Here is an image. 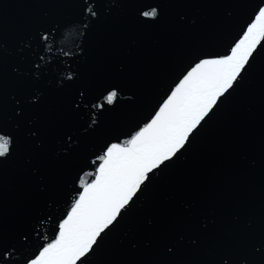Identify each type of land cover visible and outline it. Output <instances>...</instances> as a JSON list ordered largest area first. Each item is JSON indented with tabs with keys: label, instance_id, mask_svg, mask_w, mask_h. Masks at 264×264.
I'll list each match as a JSON object with an SVG mask.
<instances>
[{
	"label": "snow or ice",
	"instance_id": "1",
	"mask_svg": "<svg viewBox=\"0 0 264 264\" xmlns=\"http://www.w3.org/2000/svg\"><path fill=\"white\" fill-rule=\"evenodd\" d=\"M58 6L59 0L32 2L43 17ZM122 6L107 0H75L81 35L110 16L114 7ZM166 8L176 9L167 20ZM204 8L215 9L224 20L232 15L229 0H161L137 7L130 27L103 41V67L134 79L144 53L133 31L195 26L199 18L185 10ZM56 30L55 25L40 26L19 37L14 55L7 25L0 22V170L15 162L27 181L39 182L41 193L48 187L50 135L55 133L58 157L61 153L64 158L73 156L100 127L97 113L115 109L122 91L119 84L93 83L82 77L79 68L70 69L56 84V90L68 97L66 107L57 112L48 106L51 81H45V76L53 66L39 50L50 51L48 40ZM262 41L264 0H259L238 41L223 53H193L194 59L151 108L121 133L123 140L115 136L93 151L91 159L81 157L85 167L94 168L87 173L93 178L87 182L79 178L71 203L52 226L51 237H41L43 242L30 249V231L0 229V264H86L153 177L188 150L219 105L236 91L258 55V46L264 48ZM152 44L158 46L159 41ZM128 102H136L135 92ZM73 116L81 122L78 127L68 123ZM261 119L264 128V111ZM8 122L13 131L4 130ZM234 166L241 174L259 172L258 200L239 194L211 200L184 193L165 197L170 206L157 207L143 218L126 242L122 264H264V134L258 154H251L243 142L234 146ZM39 222L44 223L43 218Z\"/></svg>",
	"mask_w": 264,
	"mask_h": 264
}]
</instances>
